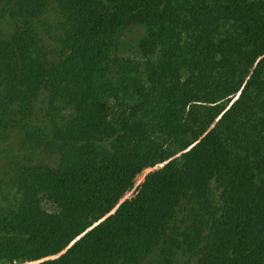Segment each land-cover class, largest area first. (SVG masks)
Here are the masks:
<instances>
[{"label": "trees", "instance_id": "16d2710c", "mask_svg": "<svg viewBox=\"0 0 264 264\" xmlns=\"http://www.w3.org/2000/svg\"><path fill=\"white\" fill-rule=\"evenodd\" d=\"M263 44L264 0H0V264H264Z\"/></svg>", "mask_w": 264, "mask_h": 264}, {"label": "rangeland", "instance_id": "374dc122", "mask_svg": "<svg viewBox=\"0 0 264 264\" xmlns=\"http://www.w3.org/2000/svg\"><path fill=\"white\" fill-rule=\"evenodd\" d=\"M51 23H53L52 19H51ZM141 31H142L141 28L138 26L127 27L125 29L124 47H123V49L125 50V53L132 54V52H134L136 50V44H137L139 37L141 36ZM263 56H264V44H263V52L258 59L262 58ZM150 170H152V169L146 170V172L144 174H146ZM144 174L140 177V179L138 180V183L140 181H142ZM1 205H3L4 207L9 205V200H5V201L0 200V206ZM44 206L48 210L52 208L51 205L47 204V203Z\"/></svg>", "mask_w": 264, "mask_h": 264}]
</instances>
